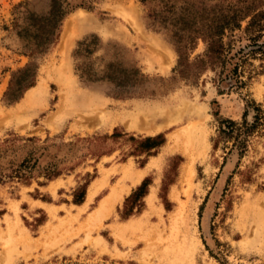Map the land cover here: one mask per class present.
Masks as SVG:
<instances>
[{
    "label": "rangeland",
    "instance_id": "1",
    "mask_svg": "<svg viewBox=\"0 0 264 264\" xmlns=\"http://www.w3.org/2000/svg\"><path fill=\"white\" fill-rule=\"evenodd\" d=\"M57 1L36 47L50 0H0V264H264V55L237 53L245 22L218 64L197 28L219 0ZM181 204L189 255L168 250Z\"/></svg>",
    "mask_w": 264,
    "mask_h": 264
},
{
    "label": "trees",
    "instance_id": "2",
    "mask_svg": "<svg viewBox=\"0 0 264 264\" xmlns=\"http://www.w3.org/2000/svg\"><path fill=\"white\" fill-rule=\"evenodd\" d=\"M263 6L264 0H219L214 5L217 9L216 14L209 20L201 18L197 28L206 46L205 55L214 63L223 64L227 59L226 52L230 50V41L226 44L222 41L224 33L231 34L234 31H240L242 22H245L243 33L248 36L250 45L240 47L237 53L244 48H255L249 50L248 53L264 55V44L258 43L264 33ZM62 16L63 12L60 10L58 1L50 0V9L47 18L44 19L49 24V28L43 34L34 37L36 47H41L50 41ZM236 67L237 65L234 64L233 74L236 72Z\"/></svg>",
    "mask_w": 264,
    "mask_h": 264
},
{
    "label": "bare ground",
    "instance_id": "3",
    "mask_svg": "<svg viewBox=\"0 0 264 264\" xmlns=\"http://www.w3.org/2000/svg\"><path fill=\"white\" fill-rule=\"evenodd\" d=\"M192 114H193V119H194L193 122H191L189 124V126L183 130V133H182L183 136H184V139L186 141V144L188 146L197 145V144L200 145L201 143H204L203 142L204 140H202V138H203L202 135H199V133L201 132V128H200V124H199L200 123V119H201V115L196 110H194ZM164 115L166 117L165 118H161L158 121L157 130H160V129L164 128L165 126L169 125L173 121H177L183 115V113L179 114V113H170L169 112V113H167V115H166V113H164ZM132 127L137 128V126H135V125H132ZM140 129H142V128H140ZM190 170H191V167H190ZM124 174H125V176H129L131 174V172H130V170L128 168H126L124 170ZM144 175H145L144 171L138 173L137 176H136V180L134 182H132V183L133 184L139 183ZM96 189H98V188H96ZM95 192L96 191H94V192L91 191L89 193V196H88V200L89 201L91 200V197L95 194ZM114 195H115V193H113V196ZM153 195H154V190L152 189L151 196L148 198V203L149 204L151 203L150 201H151ZM110 200H112V198H110L109 200L105 199L104 201H102L100 203L99 209H98L99 213L106 207L107 203L109 204ZM179 206L180 207L178 208L177 212L175 213V218L171 222V228H172L171 235L172 236L170 238V246L168 247V250H170L171 252H175V253L177 251L180 254L182 253V254H188L189 255L195 248V244L193 243V241L187 239V238H189V237H187V238L183 239L181 244L177 245V243L175 241V237H174L175 236V230L174 229H176L177 223H179V222L182 223V222H184V220H186L185 219L186 218L185 217V213H186L185 212V208H184V206L182 204L179 205ZM187 218H189V217H187ZM191 221L192 220H190V222Z\"/></svg>",
    "mask_w": 264,
    "mask_h": 264
},
{
    "label": "crops",
    "instance_id": "4",
    "mask_svg": "<svg viewBox=\"0 0 264 264\" xmlns=\"http://www.w3.org/2000/svg\"><path fill=\"white\" fill-rule=\"evenodd\" d=\"M33 202H35V201H33ZM38 204H40V205H43V203H42V202H38Z\"/></svg>",
    "mask_w": 264,
    "mask_h": 264
}]
</instances>
